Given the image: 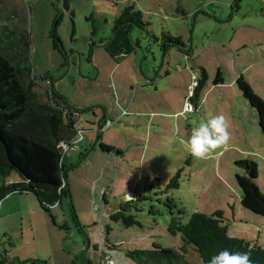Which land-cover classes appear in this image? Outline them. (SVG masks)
Here are the masks:
<instances>
[{"label": "rangeland", "instance_id": "obj_1", "mask_svg": "<svg viewBox=\"0 0 264 264\" xmlns=\"http://www.w3.org/2000/svg\"><path fill=\"white\" fill-rule=\"evenodd\" d=\"M128 5L147 24L115 30ZM4 26L28 42L40 99L48 102L51 86L42 79L47 74L81 115L95 109L99 127L90 124L91 140L64 152L74 165L67 170L70 196L50 208L54 223L33 194H8L0 201L6 200L0 210V251L8 257L3 264H97L100 254L113 264H135L124 248L147 250L152 243L184 251L189 264H203L192 245L169 231L174 220L186 223L196 211H222L228 235L264 246V216L240 205L235 179L243 174L235 161H254L264 195V138L256 111L235 84L242 75L264 101V0H0ZM163 33L180 36L182 51L172 47L164 54ZM201 69L206 79L190 98ZM217 71L222 81L214 85ZM185 103L191 107L187 119ZM214 114L229 119L228 150L197 160L182 142ZM101 142L112 147L102 150ZM117 145L126 157L120 158ZM176 174L177 187H169ZM119 209L141 226L111 220Z\"/></svg>", "mask_w": 264, "mask_h": 264}, {"label": "trees", "instance_id": "obj_2", "mask_svg": "<svg viewBox=\"0 0 264 264\" xmlns=\"http://www.w3.org/2000/svg\"><path fill=\"white\" fill-rule=\"evenodd\" d=\"M141 18V12L128 5L116 17L114 29L129 30L134 26L144 28L147 23ZM55 22H59L57 15ZM54 31V46L58 47V38ZM160 39L164 54L172 47L179 51L184 47L180 36L171 37L163 33ZM167 42L170 44L166 45ZM27 47L28 42L21 32L10 30L7 26L0 27V201L8 194H33L43 210L48 211L54 223L50 208L61 204L63 198L70 196L66 181L67 170L74 165L66 162L64 152L77 142V131L82 130L77 114L80 115L83 110L69 105L63 94L54 90L47 74L42 79H46V83L51 86L46 90L48 102L40 99V94L35 91L38 83L28 64ZM201 75L190 98L197 95L206 79L204 69H201ZM221 81L217 71L214 84ZM235 84L249 106L256 111L257 123L264 138V101L251 89L242 75L235 79ZM62 145L66 147L63 149ZM100 146L102 150L109 148L101 143ZM235 164L243 170L242 175H235L240 189V205L257 216H264V195L259 192L256 182L257 164L250 159H240ZM12 174L16 175V180L11 178ZM177 176L178 174L171 178L169 187H177ZM71 215L75 223H78L74 212ZM110 218L121 220L125 227L141 226L133 215L126 214L125 209L117 210ZM179 221V218L174 220L169 231L173 235L178 233L185 244L192 245L203 264H207L212 255L224 248L231 251H250L254 264H264V246L251 238L228 235V223L223 221L222 211L215 210L210 214L196 211L189 216L186 223ZM106 244L109 248L121 246ZM124 252L135 264H189L184 257V251L177 252L156 243H152V247L147 250L124 248ZM7 259L5 250L0 251V264ZM29 264L49 263L41 259H31ZM87 264H90L89 260Z\"/></svg>", "mask_w": 264, "mask_h": 264}, {"label": "clouds", "instance_id": "obj_3", "mask_svg": "<svg viewBox=\"0 0 264 264\" xmlns=\"http://www.w3.org/2000/svg\"><path fill=\"white\" fill-rule=\"evenodd\" d=\"M190 112L191 107L189 105L184 113L185 119L188 118ZM231 138L228 117L224 114H214L205 120H201L192 129L187 140L182 143L190 156L197 160H206L210 159L212 154L218 150H228ZM131 198L133 195H129L127 199ZM109 264H113V262L109 261ZM207 264H254V261L250 251H231L224 248L212 255Z\"/></svg>", "mask_w": 264, "mask_h": 264}, {"label": "crops", "instance_id": "obj_4", "mask_svg": "<svg viewBox=\"0 0 264 264\" xmlns=\"http://www.w3.org/2000/svg\"><path fill=\"white\" fill-rule=\"evenodd\" d=\"M215 85V84H214ZM54 87V86H53ZM128 88V87H127ZM189 94V93H188ZM125 99H127L128 98V93H125V94H123L122 95ZM187 106L185 107V111L187 110ZM126 109V108H125ZM182 109H184V108H182ZM91 111H92V114H91ZM183 111V110H182ZM182 111H180L179 112V114L180 113H182ZM126 112V111H125ZM96 114H95V109H92V110H90V111H88L87 112V114H77V121H78V124L81 126L80 128L82 129V131H81V137L80 138H76L75 140L76 141H78L79 143L82 141H86V142H88V140H91V138L93 137V135H92V133L90 132V131H94L93 129H90L91 128V126H93V125H95V126H97V127H99L98 126V123H99V119H97L96 118V116H95ZM98 122V123H97ZM97 123V124H96ZM84 124H85V126H84ZM90 124H91V126H90ZM85 132H88L87 134H86V136L84 135V133ZM77 143V142H76ZM89 143H91V142H89ZM101 144L103 145V143L101 142ZM108 146V145H107ZM109 146H111V145H109ZM108 146V147H109ZM112 147V146H111ZM114 148H117V150H118V152L120 153V151H119V147H118V145H117V147H114ZM110 152H112V151H110ZM119 153L118 154H116V155H119ZM124 152H121L120 153V158H124V157H126V155H124L123 154ZM116 155H115V157H116ZM6 200H4L1 204H0V210H1V208H2V205H3V203L5 202ZM255 240V239H254ZM257 242V241H256Z\"/></svg>", "mask_w": 264, "mask_h": 264}, {"label": "built area", "instance_id": "obj_5", "mask_svg": "<svg viewBox=\"0 0 264 264\" xmlns=\"http://www.w3.org/2000/svg\"><path fill=\"white\" fill-rule=\"evenodd\" d=\"M195 77V75H193L192 76V78H194ZM192 84L195 86L197 83H196V81H195V79L193 80V82H192ZM193 85H191V86H193ZM191 93V91L189 90V94ZM188 108H189V105L188 104H185ZM187 108V109H188ZM111 124V122L110 121H106V123H105V127H107L108 125H110ZM81 131L82 130H78L77 131V135H78V137L77 138H80L81 137ZM63 149L66 147L65 145H62L61 146ZM109 261H112L110 258H104V255L103 254H100V262H98V264H109ZM113 262V261H112ZM114 263V262H113Z\"/></svg>", "mask_w": 264, "mask_h": 264}]
</instances>
